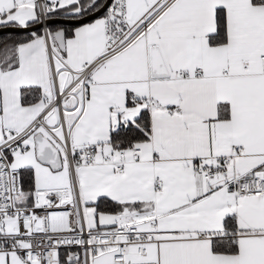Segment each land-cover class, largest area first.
Segmentation results:
<instances>
[{"label": "snow or ice", "instance_id": "1", "mask_svg": "<svg viewBox=\"0 0 264 264\" xmlns=\"http://www.w3.org/2000/svg\"><path fill=\"white\" fill-rule=\"evenodd\" d=\"M0 264H264V0H0Z\"/></svg>", "mask_w": 264, "mask_h": 264}]
</instances>
